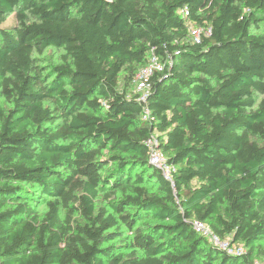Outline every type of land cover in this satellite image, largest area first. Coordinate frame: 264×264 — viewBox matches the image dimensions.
Returning <instances> with one entry per match:
<instances>
[{
	"label": "clouds",
	"instance_id": "clouds-1",
	"mask_svg": "<svg viewBox=\"0 0 264 264\" xmlns=\"http://www.w3.org/2000/svg\"><path fill=\"white\" fill-rule=\"evenodd\" d=\"M0 264H264V0H0Z\"/></svg>",
	"mask_w": 264,
	"mask_h": 264
}]
</instances>
